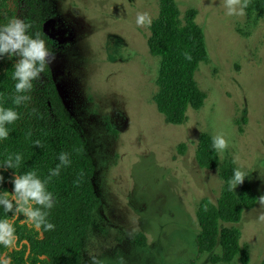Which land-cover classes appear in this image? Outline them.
Masks as SVG:
<instances>
[{
  "label": "rangeland",
  "instance_id": "rangeland-1",
  "mask_svg": "<svg viewBox=\"0 0 264 264\" xmlns=\"http://www.w3.org/2000/svg\"><path fill=\"white\" fill-rule=\"evenodd\" d=\"M176 1L181 16L198 10L209 57L195 73L204 104L189 107L179 125L153 100L160 59L148 38L159 0H49L47 26L61 43L54 77L82 126L100 199L81 264H213L212 253L197 251V209L203 197L217 201L223 179L219 167L198 163L202 132L223 135L221 164L233 163L257 196L264 193V7L228 16L225 0ZM138 13L147 14L146 23H136ZM261 215L257 200L236 223L249 264L264 258ZM216 264L242 263L236 257Z\"/></svg>",
  "mask_w": 264,
  "mask_h": 264
},
{
  "label": "trees",
  "instance_id": "trees-1",
  "mask_svg": "<svg viewBox=\"0 0 264 264\" xmlns=\"http://www.w3.org/2000/svg\"><path fill=\"white\" fill-rule=\"evenodd\" d=\"M254 4L263 9L264 0H248L246 9L250 10ZM197 14L196 8H188L181 16L176 0H159L158 16L149 26V51L160 59L153 100L158 111L175 125L185 122L189 107H202L206 97L195 79L198 66L209 59L203 28L196 21ZM52 15L49 0H0V24L11 17L24 20L31 25L29 32H40L46 46L56 54L61 43L47 26ZM186 55L190 59H186ZM13 62L14 58L0 59V104L4 106H13L10 100L14 84L11 79ZM30 96L26 105L16 109L19 119L7 126L10 131L8 137L0 141V160L8 153L19 152L22 161L17 171L35 169L41 178L58 163L56 157L60 152L68 153L70 163L47 185L55 197L47 217L54 227L36 229L17 217L13 225L16 245L11 249L0 246V257L9 258L10 264H81L85 237L95 224L93 215L100 203L93 182V158L82 126L58 88L52 64L46 65L40 78L33 81ZM212 137L208 132L200 134L196 157L203 168H220L223 185L216 202L209 197L199 201L197 251L199 254L212 253L210 261L213 264L230 263L236 257L242 264H249V247L241 244V231L236 223L245 209L256 204L258 196L247 176L238 184V191L228 189L227 181L237 167L230 162L221 164L219 151L211 148ZM0 171L6 178L13 174L11 169ZM11 188L8 179L0 183V190L11 191ZM3 215L7 214L0 210V216ZM136 242L145 244L142 233L136 235ZM218 246L220 250L214 252ZM195 263L192 259L176 264Z\"/></svg>",
  "mask_w": 264,
  "mask_h": 264
},
{
  "label": "clouds",
  "instance_id": "clouds-1",
  "mask_svg": "<svg viewBox=\"0 0 264 264\" xmlns=\"http://www.w3.org/2000/svg\"><path fill=\"white\" fill-rule=\"evenodd\" d=\"M247 6L246 0H225L226 15L242 16L244 8ZM146 13H138L136 23L138 25L146 23ZM31 25L24 20L11 17L7 22L0 24V59H12L11 79L14 81L11 105L0 104V141L9 135V127L14 121L19 119L17 107L27 104L31 99L30 92L33 89V81L40 78L46 65H51L55 59L46 46V41L38 31L29 32ZM186 59L190 56L186 55ZM38 143V141L36 142ZM227 146V141L221 134L211 138V148L216 151H223ZM56 159L55 167L50 168L48 175L41 178L35 169L18 172L22 161L19 152L8 153L0 160V169H11L13 174L6 178L0 171V183L8 179L12 185L11 191L0 190V210L7 215L0 216V246L11 249L16 245V235L14 222L17 217H21V222L36 229L43 226L44 229H52L54 225L47 219L48 210L55 202V197L48 190L49 181L58 176L62 167L70 163L68 153L60 152ZM245 173L240 168H234L232 175L227 181L230 191L243 182ZM257 200L259 205H264V193H261ZM259 219L264 220V215ZM0 264H10L9 258L0 257Z\"/></svg>",
  "mask_w": 264,
  "mask_h": 264
}]
</instances>
